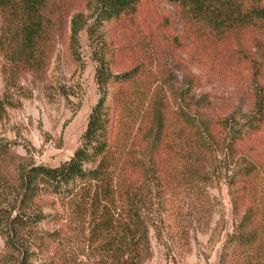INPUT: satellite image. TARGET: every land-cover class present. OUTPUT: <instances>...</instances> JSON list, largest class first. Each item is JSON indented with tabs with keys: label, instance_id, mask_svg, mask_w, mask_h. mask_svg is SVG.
Masks as SVG:
<instances>
[{
	"label": "trees",
	"instance_id": "1",
	"mask_svg": "<svg viewBox=\"0 0 264 264\" xmlns=\"http://www.w3.org/2000/svg\"><path fill=\"white\" fill-rule=\"evenodd\" d=\"M148 1L0 0V45L16 67L47 71L67 32L70 54L77 55L83 29L88 26L92 36L105 23L136 18ZM167 1L188 12L185 32L169 30L168 45L174 52L193 50L183 56V78L173 88L181 99V126H170L166 105L155 101L146 109L153 126L135 134L122 130L130 85L146 79L149 65L137 62L115 73L99 46L102 96L74 154L57 166L27 161L15 171L19 208L7 220L5 237L20 264L33 255L51 258V264H147L154 237L169 251L190 252L196 233L225 229L224 204L212 191L223 186L234 226L218 264H264V0ZM161 29L151 26L146 41L158 60L171 49L160 48ZM193 52L210 71L228 73L238 61L246 108L210 111V98L198 92L203 77L194 69ZM7 147L0 144V158L13 160Z\"/></svg>",
	"mask_w": 264,
	"mask_h": 264
},
{
	"label": "rangeland",
	"instance_id": "2",
	"mask_svg": "<svg viewBox=\"0 0 264 264\" xmlns=\"http://www.w3.org/2000/svg\"><path fill=\"white\" fill-rule=\"evenodd\" d=\"M187 17L188 12L177 4L167 0H150L141 6L136 18L105 23L95 35L91 36L87 26L79 35L78 53L73 56L68 43L70 32H67L63 37L66 43L56 47L47 71L39 69L35 72L16 67L5 45H0V144H6V151L14 155L13 160L8 156L0 158V264L21 263L19 253L7 247L5 237L7 220L19 208L16 201L20 192L15 174L17 166L27 161L57 166L74 154L93 107L102 96L96 82L99 46H105L115 73L125 72L137 62L149 65L146 79L140 78L130 85L134 86L130 92L132 103L122 111L118 123L122 130L135 134L141 126H153L151 120H146V109L155 101H163L166 105L170 126H181V99L173 88L183 78V56L189 58L187 53L193 50L186 47L184 52H174L176 48L168 45V37L169 30L180 35L185 32L183 23ZM158 24L162 26L160 40L164 41V44L161 41L160 48H171L166 58L160 55L162 60H158L157 54L151 56L154 45L146 42L149 40V28ZM194 54L197 59L191 60L194 62L192 65L203 77L198 92L210 98V111L217 114L246 108L248 99L240 96L241 79L238 78L244 73L236 67L238 61L234 60L233 64H237L228 73H220L203 65L207 60L200 52ZM163 72H166L165 76H162ZM157 81L163 82L164 86ZM114 88L112 86L111 90ZM111 99L110 91L107 100L110 102ZM212 191L224 204L225 229L196 233L190 252H179L176 247L174 251H169L154 237V256L147 264H218L222 243L233 230L234 217L227 187L223 186L221 190L213 188ZM219 219L220 215L216 214L213 226ZM49 227L52 228V225L45 226ZM51 261L46 256L33 255L27 264H51Z\"/></svg>",
	"mask_w": 264,
	"mask_h": 264
}]
</instances>
